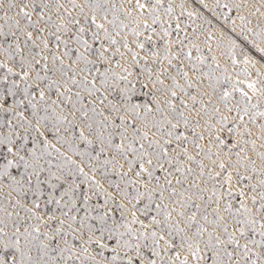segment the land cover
<instances>
[{"label":"snow or ice","instance_id":"obj_1","mask_svg":"<svg viewBox=\"0 0 264 264\" xmlns=\"http://www.w3.org/2000/svg\"><path fill=\"white\" fill-rule=\"evenodd\" d=\"M0 264H264V0H0Z\"/></svg>","mask_w":264,"mask_h":264}]
</instances>
